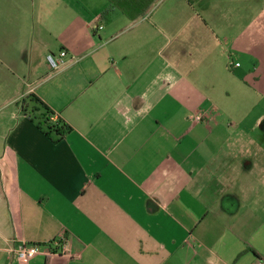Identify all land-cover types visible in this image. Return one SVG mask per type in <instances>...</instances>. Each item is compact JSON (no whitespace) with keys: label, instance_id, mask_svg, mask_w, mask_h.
<instances>
[{"label":"crops","instance_id":"0c3cea01","mask_svg":"<svg viewBox=\"0 0 264 264\" xmlns=\"http://www.w3.org/2000/svg\"><path fill=\"white\" fill-rule=\"evenodd\" d=\"M63 1L89 30H36L44 71L0 90V264L34 244L69 255L29 264H263L264 0L113 7L112 30L108 0ZM21 32L0 30V61Z\"/></svg>","mask_w":264,"mask_h":264},{"label":"rangeland","instance_id":"374dc122","mask_svg":"<svg viewBox=\"0 0 264 264\" xmlns=\"http://www.w3.org/2000/svg\"><path fill=\"white\" fill-rule=\"evenodd\" d=\"M78 6L83 8L81 4H85L88 0H79ZM98 6V2L90 0L89 7ZM77 14V13H76ZM117 16H122L120 12ZM78 16V15H77ZM82 17V16H80ZM105 26H111L110 30L118 26L117 21L111 23L109 20ZM89 30L85 21L76 17L68 8L63 0H0V30H22V36H16L14 42V58L17 66H11L0 61V90L1 86L15 87L16 92L24 89L27 83H36L41 70L44 71L43 64H39V58H36V53L29 54V49H26L29 44L31 48L44 53V44L42 41L36 42L33 36L36 30ZM44 38L48 39L47 34H43ZM42 36V39H43ZM19 37V38H17ZM52 39H48L49 42ZM52 56L56 57L52 54ZM47 58V57H46ZM30 61V62H29ZM31 64V71H30ZM23 77L27 80L23 83ZM234 82V81H233ZM239 84V80H235ZM234 97V96H233ZM234 100L229 99V107ZM256 103V100H255ZM37 116V115H36ZM52 120H54L52 118ZM218 235V233H217Z\"/></svg>","mask_w":264,"mask_h":264},{"label":"trees","instance_id":"16d2710c","mask_svg":"<svg viewBox=\"0 0 264 264\" xmlns=\"http://www.w3.org/2000/svg\"><path fill=\"white\" fill-rule=\"evenodd\" d=\"M110 2V7L102 12V18L110 20V15L112 8L115 7L119 9L128 19L136 20L143 16L150 6L157 0H108ZM33 100L38 105L39 109L42 110V114L39 116L38 127L47 136L54 135L55 141H59L65 134L70 130V127L64 124L60 120L53 121L52 118L54 114L49 110V108L39 99L33 98Z\"/></svg>","mask_w":264,"mask_h":264},{"label":"built area","instance_id":"2783aa9c","mask_svg":"<svg viewBox=\"0 0 264 264\" xmlns=\"http://www.w3.org/2000/svg\"><path fill=\"white\" fill-rule=\"evenodd\" d=\"M103 29L102 25L96 26L94 31H100ZM66 57L67 53L62 50L59 52L58 57H54L52 55L47 56V62L49 66L54 70H60L65 64H66ZM233 63L230 62V65ZM235 66H239V64H234ZM195 120L201 121L202 116L201 115H196ZM55 247H51L48 245L47 248L39 245V244H34V245H25L23 248L20 249L19 251V256H18V264H29V261L34 258L35 256L38 255H45V256H55V255H69L68 254V249L65 245H60V244H53ZM264 264V260H263Z\"/></svg>","mask_w":264,"mask_h":264}]
</instances>
